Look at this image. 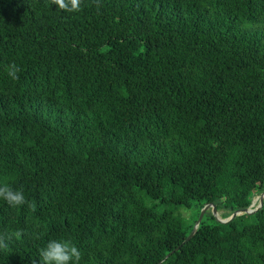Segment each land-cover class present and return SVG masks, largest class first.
<instances>
[{"label":"trees","instance_id":"trees-1","mask_svg":"<svg viewBox=\"0 0 264 264\" xmlns=\"http://www.w3.org/2000/svg\"><path fill=\"white\" fill-rule=\"evenodd\" d=\"M3 183L0 264H264V202L186 240L264 192V0H0Z\"/></svg>","mask_w":264,"mask_h":264},{"label":"clouds","instance_id":"clouds-1","mask_svg":"<svg viewBox=\"0 0 264 264\" xmlns=\"http://www.w3.org/2000/svg\"><path fill=\"white\" fill-rule=\"evenodd\" d=\"M83 0H51L52 5L67 12H79ZM20 66L15 62L6 66V73L12 80L19 79ZM0 200L5 201L10 207L17 208L27 206L35 211L36 205L29 201L23 189H17L8 183L0 184ZM23 230L15 232H0V251H8L14 237H20ZM39 256L41 264H80L82 259L81 251L70 239H51L40 248Z\"/></svg>","mask_w":264,"mask_h":264},{"label":"rangeland","instance_id":"rangeland-1","mask_svg":"<svg viewBox=\"0 0 264 264\" xmlns=\"http://www.w3.org/2000/svg\"><path fill=\"white\" fill-rule=\"evenodd\" d=\"M260 199H261V194H258L256 196H254L253 199H252V202L250 204H248L246 207H250V208H253V209L257 208L260 205ZM263 202H264V199H263ZM242 208H243V206H242ZM207 210H210L212 212V214L217 219H222L223 218V214H225V213L228 214V210H226V209H219L215 213L214 210H213V207L211 205L209 207H207ZM179 212H181L188 220H193L195 217H197V214H198L197 203L193 201L191 203L190 207L184 208V209H180Z\"/></svg>","mask_w":264,"mask_h":264},{"label":"water","instance_id":"water-1","mask_svg":"<svg viewBox=\"0 0 264 264\" xmlns=\"http://www.w3.org/2000/svg\"><path fill=\"white\" fill-rule=\"evenodd\" d=\"M263 199H264V192L261 193L260 205L257 208L253 209V208H250V207H246V208L237 209L236 211L233 212V214L230 217H228L226 219L222 218V219H218V220H220L221 222H228V221H230L231 219H233L234 217H236L238 215H241V214H244V213H253V212L257 211L263 205ZM210 205L213 207V210L216 213L217 208H216V206L213 203L206 204L203 207V209H202V211L200 213V216H199V218H198V220H197V222H196V224L194 226L193 232L190 234V236L186 240H189L194 235V233L196 232V230H197V228H198V226H199V224H200V222H201V220H202V218H203V216L205 214V211L207 210V207H209Z\"/></svg>","mask_w":264,"mask_h":264},{"label":"bare ground","instance_id":"bare-ground-1","mask_svg":"<svg viewBox=\"0 0 264 264\" xmlns=\"http://www.w3.org/2000/svg\"><path fill=\"white\" fill-rule=\"evenodd\" d=\"M255 200V199H254Z\"/></svg>","mask_w":264,"mask_h":264}]
</instances>
